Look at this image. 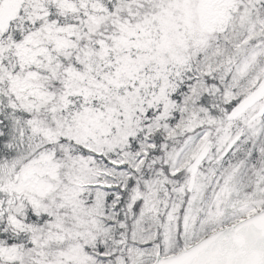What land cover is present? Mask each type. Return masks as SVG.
I'll list each match as a JSON object with an SVG mask.
<instances>
[{
  "label": "snow or ice",
  "instance_id": "snow-or-ice-1",
  "mask_svg": "<svg viewBox=\"0 0 264 264\" xmlns=\"http://www.w3.org/2000/svg\"><path fill=\"white\" fill-rule=\"evenodd\" d=\"M0 264H264V0H0Z\"/></svg>",
  "mask_w": 264,
  "mask_h": 264
}]
</instances>
